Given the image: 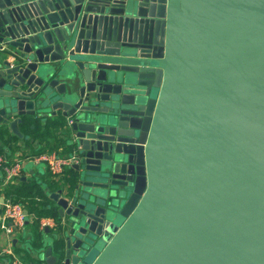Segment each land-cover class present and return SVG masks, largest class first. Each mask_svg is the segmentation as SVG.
<instances>
[{
    "label": "water",
    "instance_id": "95a60500",
    "mask_svg": "<svg viewBox=\"0 0 264 264\" xmlns=\"http://www.w3.org/2000/svg\"><path fill=\"white\" fill-rule=\"evenodd\" d=\"M31 120L75 159L44 264H264V0H0V140Z\"/></svg>",
    "mask_w": 264,
    "mask_h": 264
},
{
    "label": "crops",
    "instance_id": "0c3cea01",
    "mask_svg": "<svg viewBox=\"0 0 264 264\" xmlns=\"http://www.w3.org/2000/svg\"><path fill=\"white\" fill-rule=\"evenodd\" d=\"M53 121L54 119H51V122ZM21 130L24 134L23 138L9 132L6 139L0 140V154L13 159L16 157L25 158L28 153H55L59 157H67L70 153L67 134L60 130V126L51 123L44 125L41 121L31 120ZM69 173L70 171H66V176ZM26 182L37 186V190L46 195L62 187L59 184L61 181L53 178L46 163L25 159L19 179L15 183L7 185L5 190H0V211L2 210L4 196H10L9 190L17 187L20 188ZM28 212L25 226L21 231L7 235L0 229V264H8L9 262L10 255L5 252L7 248H12L18 253L26 264H44L37 257L35 250L39 247L46 248L50 244L51 239L49 237H52L55 228H52L51 232L45 234L42 233L45 231L40 228V225L39 229L36 230L34 228L35 213L29 210ZM43 218L54 217L45 216ZM42 234L43 237H49L43 238L42 241L40 237ZM24 257L28 258L29 261L25 260Z\"/></svg>",
    "mask_w": 264,
    "mask_h": 264
},
{
    "label": "built area",
    "instance_id": "2783aa9c",
    "mask_svg": "<svg viewBox=\"0 0 264 264\" xmlns=\"http://www.w3.org/2000/svg\"><path fill=\"white\" fill-rule=\"evenodd\" d=\"M25 159L34 162H44L53 176L57 180L62 179L65 167L71 166L75 161L74 157H59L55 153H28L25 158L16 157L9 158L0 154V190H5L7 185L15 183L21 176ZM25 203L15 200L11 196H4L2 210L0 211V229L7 235H12L15 232L21 231L25 226L28 214L25 212ZM56 221L54 218H42L40 220V228H54ZM5 252L10 255L8 264H26L21 256L12 248L5 249Z\"/></svg>",
    "mask_w": 264,
    "mask_h": 264
},
{
    "label": "trees",
    "instance_id": "16d2710c",
    "mask_svg": "<svg viewBox=\"0 0 264 264\" xmlns=\"http://www.w3.org/2000/svg\"><path fill=\"white\" fill-rule=\"evenodd\" d=\"M10 196L17 201L24 202L30 212H34L36 220L34 221V228L39 229L40 220L45 216H55L57 214L56 208L51 205L48 195L37 190V186L25 183L20 188H13L9 190Z\"/></svg>",
    "mask_w": 264,
    "mask_h": 264
},
{
    "label": "rangeland",
    "instance_id": "374dc122",
    "mask_svg": "<svg viewBox=\"0 0 264 264\" xmlns=\"http://www.w3.org/2000/svg\"><path fill=\"white\" fill-rule=\"evenodd\" d=\"M100 250H96L95 252H93L89 257H88V260H89V263L90 262H93L95 260V258L98 256V254L100 253ZM25 260L29 261L28 258L24 257Z\"/></svg>",
    "mask_w": 264,
    "mask_h": 264
},
{
    "label": "flooded vegetation",
    "instance_id": "af4514ba",
    "mask_svg": "<svg viewBox=\"0 0 264 264\" xmlns=\"http://www.w3.org/2000/svg\"><path fill=\"white\" fill-rule=\"evenodd\" d=\"M66 171H69V166L65 167L62 178L66 176Z\"/></svg>",
    "mask_w": 264,
    "mask_h": 264
}]
</instances>
